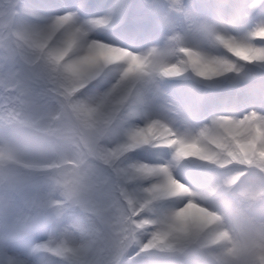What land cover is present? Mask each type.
<instances>
[{
    "label": "snow or ice",
    "instance_id": "snow-or-ice-1",
    "mask_svg": "<svg viewBox=\"0 0 264 264\" xmlns=\"http://www.w3.org/2000/svg\"><path fill=\"white\" fill-rule=\"evenodd\" d=\"M101 10L106 14L84 18ZM52 37L58 42L45 46ZM103 49L120 55L107 59ZM250 66L264 69V0H0V137L13 139L23 115L75 111L91 117L93 109L78 99L103 103L147 77L148 87L122 122L123 144L132 147L138 136L178 117L182 143L211 140L220 149L190 157L169 146L170 158L152 180L140 179L145 164L118 165L119 149L105 150L82 181L60 194L5 187L0 264H54L53 258L56 264H210L194 247L203 226L188 224L182 213L195 205L217 223L223 215L208 203L212 177L191 161L223 168L222 158L235 160L244 143L264 154V88H241L264 80V72ZM189 76L201 86L195 96L181 83ZM220 88L237 92L219 111L210 110ZM153 147L144 144L132 155L162 160ZM233 168L236 187L247 186L242 195L258 194L264 202V156ZM246 205L243 200L248 211ZM173 235L176 243H167ZM228 237L227 231L214 234L217 241ZM216 264H264V226H251Z\"/></svg>",
    "mask_w": 264,
    "mask_h": 264
},
{
    "label": "rangeland",
    "instance_id": "rangeland-1",
    "mask_svg": "<svg viewBox=\"0 0 264 264\" xmlns=\"http://www.w3.org/2000/svg\"><path fill=\"white\" fill-rule=\"evenodd\" d=\"M57 42V37H52L43 41L45 46H52ZM10 43H12L13 46H17V44L22 45L24 51L31 50L23 41H11ZM78 43V40L69 41L70 50L75 49ZM134 67L138 68L139 66L134 65ZM205 70L211 71V69ZM257 70H259L258 67ZM261 72H264V70H261ZM140 80L142 83L137 85L136 83ZM140 80L128 83L103 103H96L92 98L78 99L76 101L78 105L93 109L91 117L75 111L59 114L35 113L30 116H21L19 118L20 123L17 125V129H20V132L17 130V134L13 139H5V141H2L1 138L3 137H0V143H2L3 146H10V148L18 151L19 156L30 161L40 160L41 162H54L62 166H65V162L67 161H74L76 166L62 167L59 170L48 169V171H40L23 170L15 166L0 164V190H3L5 187H19L31 189L41 195H45L49 192L60 194L65 187L78 184V182L82 181L85 174L90 172L94 165L99 162V156L105 150L111 153L114 149H119L113 158V163L118 165L129 164V162H132L134 159L143 158L131 156L133 152L130 150H139L142 145L150 144L147 142L148 139L150 140L149 131L138 136L135 141L131 142L132 147L121 142L122 122L129 117L132 109L138 104L141 94L148 87L146 83L147 77ZM181 83L184 89L193 96H195L196 90L201 87L197 81L190 76ZM133 85H137V88L135 87L136 89H133ZM220 92L226 94L224 96L229 95L224 88L214 90L213 95L218 96ZM56 116H58L59 119H55L54 117ZM165 123L169 124L173 131L176 132L179 139L176 137L175 143H178L177 145L180 146L183 152L187 153L188 156L194 157L193 155H196V157H204L214 155L216 152L220 151L218 146L209 140L207 144L194 145L193 149L200 152L199 154L194 152L191 154V151H189L192 150V148L189 147L191 144L182 143V138L186 133L182 124L179 123V118H176L175 123ZM195 126H199L197 122ZM164 130L167 131L165 127L158 124V126L154 128V135L151 137V144L154 145L153 151L163 154L164 158L159 161L153 158H143L147 163L157 165V168L161 167L171 155V153L170 155L168 153L170 151L169 146L171 145L172 139L159 134V132ZM157 138H159L158 143H162V145H157ZM259 158L258 156H251L245 159L238 152L235 160L225 155L221 162L223 165H226L232 164V160L234 163H239L240 161ZM196 160L197 162H195V167L193 168L204 169V171L212 177V185L210 184L207 190L209 193H212L208 203L222 213L223 220L222 223H217L214 220L202 221L205 220L204 215H208L210 218L212 217L207 212L190 213L184 215L183 219L192 226H203V231L200 233L197 244L194 247L203 254L201 259H207L210 261V264H216L217 257L223 254L224 249L222 247V241L215 240L214 234L218 231H227L229 233L228 242L225 243L226 247H231L233 242L243 240L248 229L251 226H255L256 223V217L253 211L250 210L260 205V201L259 199H249L255 202L252 204L247 202L246 206L249 210H243L241 208V202L244 199L235 197L233 193L229 194L227 186L228 175H226V172H224L225 174L218 175L219 172H221L220 170L215 169L214 171L212 167L205 168L204 165H206V161L203 159ZM228 160H230V162H228ZM157 174L158 173H145L140 175V179L152 180ZM167 243H176L174 235L168 237ZM53 260L54 264H56L55 258H53Z\"/></svg>",
    "mask_w": 264,
    "mask_h": 264
},
{
    "label": "bare ground",
    "instance_id": "bare-ground-1",
    "mask_svg": "<svg viewBox=\"0 0 264 264\" xmlns=\"http://www.w3.org/2000/svg\"><path fill=\"white\" fill-rule=\"evenodd\" d=\"M103 54H104L105 58H107V59H114L118 55H120L119 53L113 52L110 49H103ZM136 66H139V65L137 64ZM95 102L98 103L97 101H95ZM154 133H155V131L149 132L150 135H154ZM190 147L192 148V150H189V151H191L190 152L191 154H193V152L196 153V154H199L200 151L194 150L193 149V145L192 146L190 145ZM254 148H255V144L254 143H245V144L242 145V149H243L244 153L247 156H250V155H252L254 153ZM17 154H18V151H15L14 149L10 148V146H8V147L7 146H3V144L0 143V156L3 157L4 155H17ZM36 161L39 162L40 160H36ZM134 163H143V164L146 165V167L144 168L142 173H148V172H156V173H158V171L161 170V167L157 168V165H150V164H148L146 162H142V161H139V160L134 161ZM229 179H232V183L231 184H234V182L236 181V175H231L229 177ZM246 189H247V187L242 189V190L245 192ZM204 218H205V220H202V221H213L214 220L213 217L210 218L208 215H204ZM261 226H263V225L260 222L256 223V227H261ZM226 241H227L226 239L222 240V242H226ZM227 248H225V250Z\"/></svg>",
    "mask_w": 264,
    "mask_h": 264
},
{
    "label": "clouds",
    "instance_id": "clouds-1",
    "mask_svg": "<svg viewBox=\"0 0 264 264\" xmlns=\"http://www.w3.org/2000/svg\"><path fill=\"white\" fill-rule=\"evenodd\" d=\"M176 187L178 189H182V185L177 184ZM197 212H205L203 208L196 207L195 205H191L184 209L182 216L188 215V214H195Z\"/></svg>",
    "mask_w": 264,
    "mask_h": 264
}]
</instances>
